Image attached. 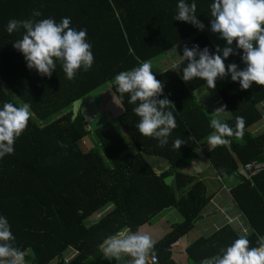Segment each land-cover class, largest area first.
I'll return each instance as SVG.
<instances>
[{
  "label": "trees",
  "instance_id": "obj_1",
  "mask_svg": "<svg viewBox=\"0 0 264 264\" xmlns=\"http://www.w3.org/2000/svg\"><path fill=\"white\" fill-rule=\"evenodd\" d=\"M178 2L0 0V110L4 103H27L32 113L26 130L15 142L14 153L0 159V217L7 219L15 246L25 252L30 264H50L53 260L63 264L69 248L77 254L67 264H120L104 256L100 248L103 241L124 228L136 232L173 208L182 220L155 243L154 250L157 264H180L170 248L193 228V221L211 202L206 184L182 171L214 131L210 126L214 117H209L193 97L206 81L182 79L186 60L162 73L152 70L163 85L159 98H167L175 106L168 110L177 126L164 147L158 146L157 139L139 133V117L133 111L136 105L128 102V94L121 97L113 83L120 72L144 61L154 63L180 45H198L200 50L207 47L215 53L210 23L214 0H187L196 3L203 31L174 20ZM34 10L41 13L37 20L70 18V27L86 30L94 56L89 71L81 69L70 81L59 62L50 78L27 67L23 55L13 47L23 30L9 34L7 25L13 19H33ZM232 47L238 54L231 55L226 66L236 63L238 69L245 68L242 50L236 49L235 41ZM107 84L112 85L124 113L88 132L84 105L75 121L73 105L79 100L86 105L90 96ZM216 85L230 113L229 119H219L235 128L236 117L242 116L245 128L242 138H227L230 144L213 146L206 157L224 182L237 179L230 195L251 232L243 236L225 225L188 245L178 257L184 260L182 264H201L241 237L256 247L258 235L264 236V169L251 178L241 170L253 161L264 163V132H249L264 120L258 109L264 103V87L253 84L242 90L238 82H222L220 78ZM86 138L94 144L88 152L80 147ZM176 139L185 142L180 149L173 147ZM155 158L173 169L172 185L154 170ZM101 212L104 214L98 218Z\"/></svg>",
  "mask_w": 264,
  "mask_h": 264
},
{
  "label": "clouds",
  "instance_id": "obj_2",
  "mask_svg": "<svg viewBox=\"0 0 264 264\" xmlns=\"http://www.w3.org/2000/svg\"><path fill=\"white\" fill-rule=\"evenodd\" d=\"M196 10L195 2L179 0L174 20L191 24L203 31L205 25L198 20ZM210 15L211 32L218 34L219 38L226 42V46L223 49L217 46L215 53H210L207 47L200 50L198 45H193L191 48L180 45L183 51L180 58L187 61L186 67L183 68L182 79L190 82L194 78H199L206 81L208 89H215L218 78L222 79L230 75L231 81L238 82L242 90H248L253 84L264 87V0H214ZM40 16L41 13L34 10L33 19L20 21L13 19L7 25L9 34L23 30L22 38L17 40L13 47L23 55L27 67L35 69L43 77L50 78L59 62L66 78L70 81L75 79L81 69L84 72L89 71L93 66L94 56L91 51L92 45L86 38V30L78 31L70 27V18H62L60 22H56L53 18L35 19ZM234 41L236 49L242 50L241 60L246 65L245 68L238 69L236 63L227 66L225 64L231 55L238 54L232 47ZM113 83L121 97L128 94V102L136 105L133 111L139 117L136 125L139 133L157 139L159 147L166 146L172 131L177 126L173 112L168 110L174 104L167 98H159L163 94V85L152 71V62L144 61L131 70L120 72L114 77ZM109 88L112 89V85ZM218 98L217 105L222 107L215 111L216 118L210 122L214 130L207 137L210 146L228 145L231 141L227 138L233 136L242 138L244 134L245 120L242 116L236 117L235 128L219 119L220 115L228 110L219 95ZM30 108L27 103L20 106L4 103L0 110V159L14 153L15 142L26 130L32 116ZM259 111L264 115V103L260 105ZM93 120L95 118L87 124L88 132L93 131H91ZM184 144L183 140L176 139L173 147L180 149ZM208 206L200 215L207 213ZM103 214V212L98 213L97 217L101 218ZM240 216L243 217L240 212L239 217L231 216L236 218L231 224H226L227 218L230 217L226 216V223L223 226L237 224L236 229L243 236H247L251 229L243 217L248 227L247 233ZM14 241L15 237L7 219L0 217V264H30L25 260V252L16 247ZM176 243L172 246L175 247ZM257 245L250 247L249 240L241 237L230 246L222 248L217 255L202 260L201 264H264V236L258 235ZM172 246L170 249L173 252ZM100 248L108 260L124 261V264H157L158 262L154 250L155 241L149 234L140 230L131 232L129 228L121 229L108 236ZM184 253L185 249L182 254ZM76 254L75 249L69 248L63 256V264H67ZM56 262L57 260H53L50 264Z\"/></svg>",
  "mask_w": 264,
  "mask_h": 264
},
{
  "label": "crops",
  "instance_id": "obj_3",
  "mask_svg": "<svg viewBox=\"0 0 264 264\" xmlns=\"http://www.w3.org/2000/svg\"><path fill=\"white\" fill-rule=\"evenodd\" d=\"M167 55L168 57L160 58L155 62V68L158 73L166 71L167 69L173 67L177 62L182 60L180 57H182L183 51L180 46H177L171 49V51ZM170 57H172V59ZM109 87H111V85L107 84L97 91V95H101L99 104L96 105L92 101H90L95 92L92 96H90L86 105L84 104L83 113L86 115L89 121H91L93 118H95L96 120L104 114L107 122H109L119 118L124 113L122 104L118 101V99L114 98L112 89ZM214 90L217 95L216 97H214L213 93L209 90L208 95L210 96L211 101L208 102L206 106L208 108H211L209 110H211L213 114L217 110L218 106L215 102L219 99L218 87L216 86ZM220 117L229 119L230 113L226 112L224 115L221 114ZM262 123L263 122H259L255 126L251 127V131L253 128L254 132H256L257 129L260 128V125H262ZM212 147L213 146L208 147L207 142L205 144H201V147L197 152L195 158L187 167L182 169L184 173L196 177L206 184L207 196L211 197V202L207 208V213L210 214V216L198 220L194 224L191 231L185 237L180 238L175 247L172 246L173 252L174 249L180 250L178 252L179 256H182V252L184 251L186 246L194 242L196 239L202 236L209 237L217 232L226 223V216L231 217L239 214L238 208L233 203L232 197L230 195L231 185L235 183L237 184L238 181L235 177H232L228 181L224 182L216 175L206 157L207 153L212 149ZM152 166L157 173H164L170 168L166 164V162H160L158 160L153 161ZM206 166H208V168L205 170ZM220 183L222 185H220ZM175 210L174 208L168 209L161 213H168L164 217H162V219L165 220V223L162 222L160 224H157V222H153L152 224L141 227L139 230L143 233L149 234L155 242L160 241L172 230L174 224L170 220H168L167 216H173ZM234 210H237V212L234 213ZM177 213L180 215L178 211ZM175 221L176 223L180 222L179 220H177V218ZM233 227L236 229L237 224H235ZM119 263L124 264V261H119Z\"/></svg>",
  "mask_w": 264,
  "mask_h": 264
},
{
  "label": "rangeland",
  "instance_id": "obj_4",
  "mask_svg": "<svg viewBox=\"0 0 264 264\" xmlns=\"http://www.w3.org/2000/svg\"><path fill=\"white\" fill-rule=\"evenodd\" d=\"M211 33H212V32H211ZM212 35H213V36L215 35V39H214V40H215L216 45L219 46L221 49H223V48L226 46V42L223 41V40H221V39L219 38V35H218V34H213V33H212ZM221 53H222V52H221ZM166 57H168V55H165V56H163V57H161V58H166ZM170 58L172 59V57H170ZM155 62H156V61H155ZM155 62L152 63V70H153L154 72L158 73V71H157L156 68H155ZM220 80H221L222 82H223V81L231 80V76L228 75V76H226L225 78H222V79H220ZM209 90L213 93V96L216 97L217 93L215 92V90H214V89H208L207 85H205V86L201 87L200 89L196 90V91L193 93V97L195 98L196 102H197L198 104L201 105L202 109L205 110V112L208 114L209 117H214V118H216V117L214 116L213 112H212L211 110H209V109H211V108H210V107H209V108L206 107V106H207V103L211 101L210 96L208 95ZM100 96H101V95H97V91H95V93H94L93 97L90 99V101H92L94 104L97 105V104L100 103ZM215 103H216V104L219 103V99H218ZM221 107H222V105H218V106H217V109H218V108H221ZM259 108H260V107H259ZM225 112H226V111H225ZM222 114L224 115L225 113H222ZM228 116H229V114H228ZM106 122H107V119H106V117L104 116V114L101 115L98 119L94 120L93 123L91 124V131H92V130H93V131H94V130H97L99 127H101L102 125H104ZM257 131H259L260 133L264 132V120H263L262 125H260V128L257 129ZM249 132L256 133V132H254L253 128H252V131H251V129H250ZM126 139H127V138H126ZM127 141H129V140L127 139ZM93 146H94V144L91 142L90 138H89V140H88V139H84L83 142L80 144L81 149H83V150L86 151V152H88V150H90L91 147H93ZM209 146H210V145H208V147H209ZM154 160H158V161H160V162H164V161H162V160H160V159H156V158H155ZM207 168H208V166L205 167V170H206ZM220 185H222V184L220 183ZM228 191H229V190H228ZM228 193H229V192H228ZM174 210H175V209H174ZM236 212H237V210H234V213H236ZM166 214H168V213L158 215V216L155 218L154 223H155V222H157V224H160V223H162V222L165 223V220L162 219V217H164ZM180 215H181V214H180ZM180 215L177 213V210H175L173 216H172V215H168L167 218H168V220H170L173 224H177L178 222L176 223L175 220H176V218H177V220L181 221V217H182V216H180ZM233 217H239V214H237L236 216H233ZM240 220H241V223L243 224V227H245V228L247 229V233H248V227H247V225H246V223H245L243 217L240 216ZM156 242H158V241H156ZM156 242H155V243H156ZM179 251H180L179 249H174V253L176 254V255L174 254V256H175L174 259H175L177 262H179L180 264H182V262H184V260H179V258H178V257H179V254H178Z\"/></svg>",
  "mask_w": 264,
  "mask_h": 264
},
{
  "label": "water",
  "instance_id": "obj_5",
  "mask_svg": "<svg viewBox=\"0 0 264 264\" xmlns=\"http://www.w3.org/2000/svg\"><path fill=\"white\" fill-rule=\"evenodd\" d=\"M83 105H84V100H79V101L74 103V105H73V118H72L73 121H75L78 118L79 113H80ZM173 172H174L173 169L170 168L167 172H165L163 174V176L165 177V183L167 185H172V182L174 181L175 176H174ZM208 216H210V214H208V213L199 215L198 217H196V219L193 221V223L197 222L198 220H201L202 218H206Z\"/></svg>",
  "mask_w": 264,
  "mask_h": 264
},
{
  "label": "built area",
  "instance_id": "obj_6",
  "mask_svg": "<svg viewBox=\"0 0 264 264\" xmlns=\"http://www.w3.org/2000/svg\"><path fill=\"white\" fill-rule=\"evenodd\" d=\"M264 169V163L263 162H250L245 164L242 167V171L244 172L245 175H247L248 178L254 176L256 173L262 171ZM236 220V218H227V223L226 224H231ZM65 262H67V259H65Z\"/></svg>",
  "mask_w": 264,
  "mask_h": 264
}]
</instances>
